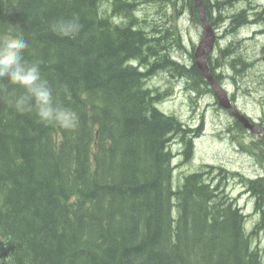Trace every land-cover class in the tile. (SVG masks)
<instances>
[{
    "label": "trees",
    "instance_id": "trees-1",
    "mask_svg": "<svg viewBox=\"0 0 264 264\" xmlns=\"http://www.w3.org/2000/svg\"><path fill=\"white\" fill-rule=\"evenodd\" d=\"M105 1L0 0V27L26 31L30 58L44 61L43 74L81 121L71 133L45 127L0 97V263L264 264L255 241L262 225L247 233L245 213L227 194L225 169L207 165L173 187L168 147L180 138L189 156L194 130L158 108L164 95L146 81L168 72L198 95L213 94L208 82L194 63L172 57L178 34L139 28L132 0H113L111 15L103 12ZM239 1L212 7L203 0L212 27ZM189 7L195 11L193 0ZM215 9L219 18L210 15ZM72 14L84 25L80 37L51 33L50 20ZM255 14L264 25V7ZM246 19L242 10L230 27ZM232 61L251 66L241 55ZM209 62L220 82L218 58ZM260 145L264 166L263 140L252 144ZM241 179L264 212V176Z\"/></svg>",
    "mask_w": 264,
    "mask_h": 264
},
{
    "label": "rangeland",
    "instance_id": "rangeland-1",
    "mask_svg": "<svg viewBox=\"0 0 264 264\" xmlns=\"http://www.w3.org/2000/svg\"><path fill=\"white\" fill-rule=\"evenodd\" d=\"M132 1L137 4L135 14L139 19V25L141 24L140 28L147 29L149 33L157 34L159 37L166 33V30L180 36L181 46L172 47L171 52L169 44L170 52L175 60L190 67L195 62L190 53L195 55L205 35L204 28L197 22L196 9L194 11L189 7L191 0ZM208 1L212 7L217 2ZM112 2L113 0H106L103 3L102 9L105 14H112ZM263 4L264 0H241L222 11L223 20H218L214 28L217 38L215 49L211 53L221 64L217 73L222 74L220 83L227 90L231 103L244 114L251 116L264 129V25L256 21L255 14L261 11ZM242 10L247 12L248 23L238 29L230 27L232 16ZM210 14L219 18L216 9ZM114 20L121 22L123 18L116 16ZM222 49L226 51L224 59L221 58ZM228 54L230 56L227 58ZM212 55H208L209 60ZM238 55L251 66L241 67L238 61H232ZM232 63H235L236 69L232 67ZM146 84L164 95L158 104L162 112L176 116L188 128L194 130L189 134L192 139L189 156L184 154L185 144L180 138H174L170 143L174 172L173 187H179L186 175L207 165L225 169L223 176L226 178L227 194L235 199V203L247 216L245 222L247 233L251 234L258 225H262L255 241L262 251L264 263V212L255 209V198L246 191L241 179L246 178L248 181L264 176V166L259 162L260 156L258 157L261 154L259 148L263 146H252L254 142L258 143L260 140L264 142L262 135L264 132H252L245 129L242 124L244 131H239L236 119L220 107L214 94H194L187 88V79L161 71L148 79ZM200 128L202 130L199 132ZM217 172L219 173L215 170L214 174ZM176 212L177 210L174 214Z\"/></svg>",
    "mask_w": 264,
    "mask_h": 264
},
{
    "label": "clouds",
    "instance_id": "clouds-1",
    "mask_svg": "<svg viewBox=\"0 0 264 264\" xmlns=\"http://www.w3.org/2000/svg\"><path fill=\"white\" fill-rule=\"evenodd\" d=\"M47 27L56 37L67 40H75L84 30L78 14L54 18ZM30 55L25 30L10 23L0 27V97L17 114L32 116L40 125L59 127L70 133L77 131L81 122L79 113L61 102L42 72L44 61ZM9 86L14 90L9 92Z\"/></svg>",
    "mask_w": 264,
    "mask_h": 264
},
{
    "label": "water",
    "instance_id": "water-1",
    "mask_svg": "<svg viewBox=\"0 0 264 264\" xmlns=\"http://www.w3.org/2000/svg\"><path fill=\"white\" fill-rule=\"evenodd\" d=\"M195 7L201 17L202 27L204 28L205 35L203 39L200 41L194 56L195 65L198 67L199 71L205 76L206 80L210 83L214 95L216 96L219 105L227 110L239 123L243 125V127L252 132H257L261 129L264 132V129L258 128L256 125L250 122L249 118H247L241 111L236 108L232 103L225 92L221 84L216 80L215 76L212 73V70L209 66L208 55L213 52L217 34L215 29L210 24L206 12L205 7L203 5L202 0H194Z\"/></svg>",
    "mask_w": 264,
    "mask_h": 264
},
{
    "label": "bare ground",
    "instance_id": "bare-ground-1",
    "mask_svg": "<svg viewBox=\"0 0 264 264\" xmlns=\"http://www.w3.org/2000/svg\"><path fill=\"white\" fill-rule=\"evenodd\" d=\"M203 1V0H202ZM219 2V1H218ZM222 2V1H221ZM203 5H204V2H203ZM264 5V4H263ZM194 7H195V1H194ZM204 7H205V5H204ZM258 8H260V7H258ZM257 8V9H258ZM195 9H196V7H195ZM259 10V9H258ZM105 12V11H104ZM196 12H197V15L199 16V18H200V24L202 25V22H201V17H200V15H199V13H198V11H197V9H196ZM205 12H206V16H207V11H206V7H205ZM260 12V11H259ZM211 15V14H210ZM134 16V15H133ZM207 18H208V16H207ZM256 18H258V17H256ZM208 20H209V18H208ZM259 20V19H258ZM210 22V21H209ZM262 22V21H261ZM141 25V24H140ZM139 25V26H140ZM157 25V24H156ZM141 27V26H140ZM139 27V28H140ZM136 29H137V27H136ZM151 35V34H150ZM214 49H215V47H214ZM214 51V50H213ZM211 55H212V53H211ZM192 56V55H191ZM195 56V55H194ZM212 57H214V55H212ZM243 58V57H242ZM209 60V59H208ZM213 60V59H212ZM132 62V61H131ZM130 62V63H131ZM192 62V61H191ZM248 62V61H247ZM180 63H181V61H180ZM183 63V62H182ZM195 63V62H194ZM244 64H246V63H244ZM181 65V64H180ZM248 65V64H247ZM184 66V65H183ZM186 66V65H185ZM209 66H210V68H211V65H210V63H209ZM249 67V66H248ZM186 69V68H185ZM238 69V68H237ZM212 70V69H211ZM248 72V71H247ZM212 73H213V71H212ZM217 73V72H216ZM203 75V74H202ZM213 75H214V73H213ZM204 76V75H203ZM215 76V75H214ZM218 76V75H217ZM204 78H205V76H204ZM216 78V77H215ZM149 79V78H148ZM205 80H206V78H205ZM216 80L218 81V79L216 78ZM146 81V80H145ZM207 81V80H206ZM208 82V81H207ZM219 82V81H218ZM220 83V82H219ZM208 84H209V87H210V89L212 90V92H213V94H214V91H213V89H212V87H211V85H210V83L208 82ZM221 84V83H220ZM221 86L223 87V85L221 84ZM153 89V88H152ZM223 89L225 90V88L223 87ZM164 90V89H163ZM225 92L228 94V92H227V90H225ZM215 96V95H214ZM228 96H229V94H228ZM215 98H216V96H215ZM229 98H230V96H229ZM217 99V98H216ZM230 100H231V98H230ZM218 101V100H217ZM221 107V106H220ZM240 110V109H239ZM247 118H249V120H250V122L251 123H254V119H252V117L251 116H249V115H245ZM233 120V119H232ZM237 121V120H236ZM172 136V135H171ZM188 139V138H187ZM255 145V144H254ZM168 148H170V147H168ZM187 150V149H186ZM171 152V151H170ZM172 153V152H171ZM257 153V152H256ZM187 154V153H186ZM258 155V154H257ZM263 155V154H262ZM174 156V155H173ZM188 156V155H187ZM260 155H258V157H259ZM261 157H263V156H261ZM263 161V160H262ZM222 170H223V168H222ZM221 173V172H220ZM225 174V173H224ZM231 175V174H230ZM245 216V215H244ZM247 217V216H246ZM264 227V226H263ZM3 243V242H2ZM5 244H6V242H5ZM2 246H3V244H2ZM6 247V246H5ZM2 248V247H1ZM9 248V247H8ZM4 249H6V248H4ZM11 256H9V258H10ZM17 257V256H16ZM13 258V257H12ZM10 260V259H9ZM1 261V260H0ZM5 262H6V260H5ZM8 263H9V261H8ZM0 264H3V263H0Z\"/></svg>",
    "mask_w": 264,
    "mask_h": 264
}]
</instances>
